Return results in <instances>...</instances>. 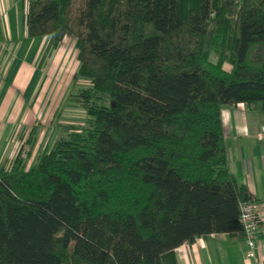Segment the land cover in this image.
Instances as JSON below:
<instances>
[{"label": "trees", "instance_id": "trees-1", "mask_svg": "<svg viewBox=\"0 0 264 264\" xmlns=\"http://www.w3.org/2000/svg\"><path fill=\"white\" fill-rule=\"evenodd\" d=\"M26 27L76 39L87 119L0 166V264H178L244 234L222 112L264 119V0H29Z\"/></svg>", "mask_w": 264, "mask_h": 264}, {"label": "crops", "instance_id": "crops-1", "mask_svg": "<svg viewBox=\"0 0 264 264\" xmlns=\"http://www.w3.org/2000/svg\"><path fill=\"white\" fill-rule=\"evenodd\" d=\"M28 11L29 0H0V165L5 156L3 144L12 142L14 130L36 126L40 117L42 124L48 117V124L54 122L79 67L74 37L66 36L57 47L51 37H28ZM69 66L74 70L70 72ZM68 108L73 110V106ZM222 113L230 170L250 197L263 204L257 257H247L243 234L216 233L176 249L178 264H264L262 111L242 103L226 107Z\"/></svg>", "mask_w": 264, "mask_h": 264}, {"label": "rangeland", "instance_id": "rangeland-1", "mask_svg": "<svg viewBox=\"0 0 264 264\" xmlns=\"http://www.w3.org/2000/svg\"><path fill=\"white\" fill-rule=\"evenodd\" d=\"M69 67L70 72L71 70H74L73 66ZM226 69L230 70V66L226 65ZM88 85L89 83L87 81L80 80L76 86L72 87V85L71 87L74 92H77L80 89L87 88ZM67 106H73V110H69L70 108L67 109ZM259 110H261L260 105ZM86 119L87 115L81 103L78 104L66 101L63 110L58 113V117L54 119V122L52 121L48 124V117L45 123L42 124L41 122L44 119L40 117L36 126H22L21 128L14 130V139L12 142L3 144L4 148L2 151H5V156L1 160L0 166L10 165V162L20 151L23 152L24 157L27 156L28 153L33 152V158L29 163V166H31L44 152L53 146L56 140L61 138L62 132L60 126L65 125L68 122H70L69 124L83 126L86 124Z\"/></svg>", "mask_w": 264, "mask_h": 264}, {"label": "built area", "instance_id": "built-area-1", "mask_svg": "<svg viewBox=\"0 0 264 264\" xmlns=\"http://www.w3.org/2000/svg\"><path fill=\"white\" fill-rule=\"evenodd\" d=\"M263 204L256 200L245 202L241 205L240 222L244 229L245 244L248 248L247 257L256 259L259 234L261 228V210ZM258 263V262H257Z\"/></svg>", "mask_w": 264, "mask_h": 264}]
</instances>
